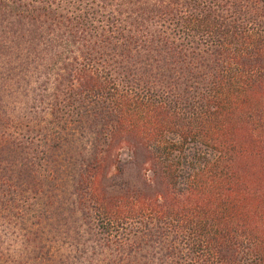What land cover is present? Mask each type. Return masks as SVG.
Masks as SVG:
<instances>
[{
    "label": "trees",
    "instance_id": "obj_1",
    "mask_svg": "<svg viewBox=\"0 0 264 264\" xmlns=\"http://www.w3.org/2000/svg\"><path fill=\"white\" fill-rule=\"evenodd\" d=\"M0 264H264V0H0Z\"/></svg>",
    "mask_w": 264,
    "mask_h": 264
},
{
    "label": "rangeland",
    "instance_id": "obj_2",
    "mask_svg": "<svg viewBox=\"0 0 264 264\" xmlns=\"http://www.w3.org/2000/svg\"><path fill=\"white\" fill-rule=\"evenodd\" d=\"M125 159H126V157L123 156V160H125Z\"/></svg>",
    "mask_w": 264,
    "mask_h": 264
}]
</instances>
